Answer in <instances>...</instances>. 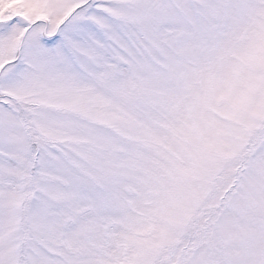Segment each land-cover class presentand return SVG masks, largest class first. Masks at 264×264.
Returning <instances> with one entry per match:
<instances>
[{"label": "snow or ice", "instance_id": "1", "mask_svg": "<svg viewBox=\"0 0 264 264\" xmlns=\"http://www.w3.org/2000/svg\"><path fill=\"white\" fill-rule=\"evenodd\" d=\"M0 264H264V0H0Z\"/></svg>", "mask_w": 264, "mask_h": 264}]
</instances>
